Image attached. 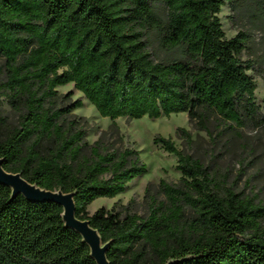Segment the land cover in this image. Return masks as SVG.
Segmentation results:
<instances>
[{
    "label": "trees",
    "instance_id": "trees-1",
    "mask_svg": "<svg viewBox=\"0 0 264 264\" xmlns=\"http://www.w3.org/2000/svg\"><path fill=\"white\" fill-rule=\"evenodd\" d=\"M163 3L166 17L154 4ZM226 0H0V158L43 189L74 193L75 214L98 230L109 264H264V202L239 191L225 154L248 122L264 125L257 84L243 55L249 33L227 37ZM234 10L235 7L233 6ZM180 57L155 60L147 34ZM73 83L103 117L160 118L186 112L207 133L204 162L170 137L154 143L177 156L181 176L145 193L147 213L116 211L114 198L147 172L134 148L107 132L90 142L57 87ZM7 103L14 116L3 112ZM112 131L119 133L116 124ZM189 146L196 140L179 127ZM0 183V264H98L55 201H30Z\"/></svg>",
    "mask_w": 264,
    "mask_h": 264
},
{
    "label": "rangeland",
    "instance_id": "rangeland-1",
    "mask_svg": "<svg viewBox=\"0 0 264 264\" xmlns=\"http://www.w3.org/2000/svg\"><path fill=\"white\" fill-rule=\"evenodd\" d=\"M156 11L166 17V7L163 3L154 4ZM233 6L236 10H234ZM219 16L227 37H234L239 30L249 33V39L243 55L244 59L254 58L261 71L248 70L256 81L255 99L259 110L264 115V0H226ZM149 49L155 60H169L180 57V51H168L162 47L160 39L154 31L147 34ZM2 60H0V65ZM0 77L1 74H0ZM62 97L69 96L65 102L72 103L82 100L83 106L73 110L77 118H81L87 127V139L92 143L102 133L107 132L106 138L119 148H134L140 153L141 159L147 165V172L133 179L125 192L114 198H99L90 206L91 213L104 206L116 211L131 210L146 214L148 207L145 193L148 186L155 188L162 179L177 182L181 172L177 169V156L165 151L159 144L154 143L156 135L170 137L179 149L199 156L206 163L210 161V139L207 133L196 128L186 112L173 113L160 118L143 117L132 119L119 117L112 120L103 117L95 106L75 88L73 83L57 87ZM3 112L14 116L11 107L5 103ZM116 124L119 133L112 131ZM179 127L187 128L196 140L193 146L177 133ZM242 145L232 148L225 154L223 163L232 172L231 180H235L239 191L256 198V202H264V125L254 126L248 122L244 128Z\"/></svg>",
    "mask_w": 264,
    "mask_h": 264
},
{
    "label": "water",
    "instance_id": "water-1",
    "mask_svg": "<svg viewBox=\"0 0 264 264\" xmlns=\"http://www.w3.org/2000/svg\"><path fill=\"white\" fill-rule=\"evenodd\" d=\"M3 164L4 161L0 158V183L12 188L13 198L22 194L30 201H55L60 203L64 208L63 218L65 224L82 235L84 241L90 246L91 254L98 264H109L106 255L108 245L103 244L98 230L91 226L88 219H81L75 214L74 193L43 189L27 181L20 173L7 171Z\"/></svg>",
    "mask_w": 264,
    "mask_h": 264
}]
</instances>
